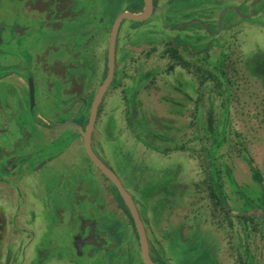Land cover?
<instances>
[{
    "label": "flooded vegetation",
    "instance_id": "flooded-vegetation-1",
    "mask_svg": "<svg viewBox=\"0 0 264 264\" xmlns=\"http://www.w3.org/2000/svg\"><path fill=\"white\" fill-rule=\"evenodd\" d=\"M84 1L0 2V264H146L133 213L85 146L119 13L101 18ZM153 5L156 40H119V25L91 146L131 194L154 264L198 250L190 264H264V0ZM112 94L139 143L123 174L96 147ZM42 248L47 263L27 254Z\"/></svg>",
    "mask_w": 264,
    "mask_h": 264
},
{
    "label": "rangeland",
    "instance_id": "rangeland-1",
    "mask_svg": "<svg viewBox=\"0 0 264 264\" xmlns=\"http://www.w3.org/2000/svg\"><path fill=\"white\" fill-rule=\"evenodd\" d=\"M25 0H0L2 3H9V2H23ZM31 1V0H29ZM36 1H43V0H36ZM48 1V0H44ZM51 1V0H50ZM62 1V0H61ZM64 1V0H63ZM132 0H86L83 3L86 4L87 8H96L98 10V13L101 14V18L105 17H113L117 13H120L123 9H125L128 5L131 4ZM0 3V4H1ZM129 7V6H128ZM1 13V12H0ZM103 16V17H102ZM1 18V14H0ZM86 17L80 18V15L78 16V19L73 20L69 27L66 29L65 34H70L74 31L78 32L82 28V21L85 20ZM135 22L131 19H125L122 23V27L120 30V39L124 40V38L127 37V35H130V37L135 41L140 40H156L160 34H163V14L160 15V12L155 13L150 19L144 20L138 27H134ZM59 45V44H58ZM57 45V46H58ZM146 45V44H144ZM133 49L141 50L143 49V46H134L129 45ZM60 49L64 50L63 47L55 50L53 49L50 54H47L46 57L50 58H56L61 55V58L64 56L62 53H60ZM66 49V48H65ZM170 87V86H169ZM44 93L37 94L39 102H37L38 108L49 110L50 105L45 102L44 99H39V96H43ZM161 93H153L152 97L154 98L153 104L155 111L159 114V118H163V113H168L171 108L170 106H167L165 109L163 107V102L159 100V95ZM175 94V93H174ZM172 92H168V97H173L174 95ZM45 95V94H44ZM118 96L116 94H112L108 96V102L106 104V111L107 114L104 115L102 121H98L101 124V127L103 131H101V135H99V141L96 143V147L100 151L103 158L108 161L114 169L120 173L123 174L125 171L131 170V166L127 163L128 160H130V156L134 155L135 152L139 150V143L133 133L132 130L128 129L126 127V120L124 117V113L122 111V106H119L117 98ZM117 101V102H116ZM165 109V110H164ZM170 116V114H167ZM172 159H163V155L160 156L158 154H154V162H167V163H174L178 160V155L174 153ZM190 167V165L188 166ZM191 168V167H190ZM189 168V169H190ZM186 201L188 202L187 198L184 200V207L186 206ZM189 200V206L190 204ZM188 206V207H189ZM191 208V207H190ZM183 212H186V209H183ZM202 218V217H201ZM173 219L175 220V215L173 216ZM205 219V218H204ZM206 225V224H205ZM199 252V253H198ZM51 251L47 248L38 249V252L36 250H28L27 254L30 257L33 258H42L44 257L43 263H47L48 259L50 257ZM201 250L196 251L192 253L193 255H188L187 253L184 254V259L182 258L183 264H190L192 259L197 254H200ZM189 256H191L189 258ZM202 261V259H201Z\"/></svg>",
    "mask_w": 264,
    "mask_h": 264
},
{
    "label": "water",
    "instance_id": "water-1",
    "mask_svg": "<svg viewBox=\"0 0 264 264\" xmlns=\"http://www.w3.org/2000/svg\"><path fill=\"white\" fill-rule=\"evenodd\" d=\"M153 8H154L153 0H144V7L142 10L140 11L123 10L116 16L113 22V26H112V30L110 34V40H109V47H108V74L97 91L93 105L91 107L90 119H89L87 129L86 131H83V134L85 137V146H86V149L89 155L94 160L96 165L101 169V171L116 185L126 205L131 210V212L133 213L135 217L137 226L140 231L141 243H142V253H143V257L145 259L146 264H154V262L151 260L149 253H148V244H147V240L145 237L143 223L141 219L139 218L135 202L131 194L127 191V189L122 184L118 175L94 152L91 146V131L93 130L99 102L113 78V74L115 70V45H116L118 29H119V25L121 21L126 18H130L133 20H144L152 14ZM29 81L31 85V91L33 92L32 80L30 79Z\"/></svg>",
    "mask_w": 264,
    "mask_h": 264
},
{
    "label": "trees",
    "instance_id": "trees-1",
    "mask_svg": "<svg viewBox=\"0 0 264 264\" xmlns=\"http://www.w3.org/2000/svg\"><path fill=\"white\" fill-rule=\"evenodd\" d=\"M142 5H143V1L142 0H136V2L134 3V6L132 7V9L134 11H140L142 9ZM114 17H112L111 19H113ZM120 200L122 201L121 197Z\"/></svg>",
    "mask_w": 264,
    "mask_h": 264
}]
</instances>
